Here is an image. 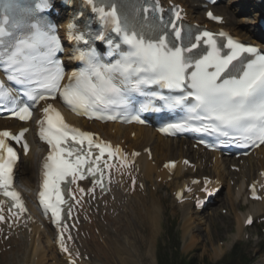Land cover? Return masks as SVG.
I'll return each mask as SVG.
<instances>
[{
    "label": "snow or ice",
    "instance_id": "snow-or-ice-1",
    "mask_svg": "<svg viewBox=\"0 0 264 264\" xmlns=\"http://www.w3.org/2000/svg\"><path fill=\"white\" fill-rule=\"evenodd\" d=\"M14 2L7 0L3 19L5 26H0V67L6 71L9 81L26 86L25 94L33 105L55 100L59 92L73 111L93 118L97 109L124 103L126 91L145 95L143 86L155 84L178 93L158 97L166 106L187 110L182 122L169 124L162 131L184 130L196 121V131L239 141L245 146L264 145V53L257 48L244 45L222 31L218 34L203 31L183 43L180 28L172 24L176 40L181 41L177 45L169 40L167 31L147 36L122 24L114 5L109 11L97 7L101 17L109 19L115 30L123 34L128 51L114 64H101L98 58L90 55L88 67L74 73L69 83L61 88L63 69L55 59L60 46L50 27L37 22L30 26L29 34L5 39L12 35L7 27L10 19L7 11ZM88 3L95 7L94 0H88ZM47 4L48 0H41L35 7L43 8ZM208 16L219 21L211 12ZM176 18L180 19L179 11ZM13 26L19 27V24L14 23ZM202 45L205 46L203 51H198ZM245 54L249 58L242 59ZM10 97L11 89L0 83V99ZM43 113L44 117L39 121V137L51 151L42 167L39 197L40 204L46 212L51 211L59 225L61 206L66 203L65 192L70 193L67 186L89 176L93 186H102L105 170L114 166L111 163L113 158L119 157L122 163L124 158L120 148L113 149L91 133L70 127L52 104L44 107ZM13 114L20 120H28L32 116L29 105H18ZM96 118L104 117L97 115ZM134 119L139 121L138 116ZM26 131L24 129L19 134L0 131V195L9 198L13 202L11 207L19 212L24 211L23 202L12 189L17 152L9 141L20 143ZM22 146L28 150L27 143ZM62 185H65L64 189ZM79 191L83 193L84 189ZM3 219L0 215V221Z\"/></svg>",
    "mask_w": 264,
    "mask_h": 264
},
{
    "label": "bare ground",
    "instance_id": "bare-ground-1",
    "mask_svg": "<svg viewBox=\"0 0 264 264\" xmlns=\"http://www.w3.org/2000/svg\"><path fill=\"white\" fill-rule=\"evenodd\" d=\"M191 1L192 0H177V3L187 5V7L189 8L187 11V18L189 20H192L191 22H197V20H199L200 22L203 23L204 16H203V12H201L200 6L198 4L195 7L191 6L192 3H196V2H191ZM237 1L244 3V4L245 3L247 4L249 2V0H228L226 1V6L228 10H224L218 5L214 8V11L218 16L223 17V20L225 21L224 28L228 30L229 32H231L234 36L240 37L251 43H258L262 45L263 38L262 37L258 38L255 35V33H252V29L242 28L241 24L239 23L237 24L235 22L234 14H233L234 12L232 11L229 12L230 9H233V8H234V11H237V8L234 7V3ZM244 9L245 8H241V13L245 11ZM252 9H253L252 10L253 22L251 21L250 23L251 25L255 24V22L257 21V17H258L257 14L259 13L257 6L253 5ZM69 119L70 121L79 123L80 126L82 127L84 126L85 128H88L95 133H99L109 139L111 137H107V131L110 132L111 130H113L116 134V138L118 136H121L119 137L120 138L119 140H123L124 145H126L127 148L134 149L135 151L141 152L140 156L136 159V167H138L139 169L138 178L139 180L143 182L145 188H146V183L153 184L154 182H158L159 178H160V181L162 182L168 179V176H166L165 173L160 171V165L162 164V162L164 161L178 162L184 159V157L181 156L182 154L180 151V148L182 147L181 142H175L172 140L160 138L150 129L140 128V127L125 128V127L116 126V125L100 126L97 124L89 126L85 122L79 121L71 116L69 117ZM6 126L7 124H5L4 122H0V128L6 127ZM131 133H133V137L135 140L134 142H131V140L133 139H128V136ZM114 142H117V141H114ZM173 143H174L175 148L173 147ZM34 149L36 150V146H34L33 151L28 156L27 161L25 163H21V166H19L18 177H17L19 184L23 187L25 194L27 195L28 198L30 197L28 193L34 187L35 179H36L35 171L37 170V165H35V163L33 162H34L35 157L39 156V153L34 152ZM146 149H149V152L152 156V160L150 162H148L146 160V156L142 154V152ZM175 150L177 151V154L172 155L173 154L172 152ZM159 155H165L166 158H164L163 156H159ZM209 155L214 156V162L212 164L213 165L212 168H213V171L215 172V175L218 176V178H215V179H217V181H219L221 185H224V182H227L226 201L228 202V206L231 209H234L235 204L237 203L238 204L247 203L250 205V208L247 212L242 213L238 216L239 226H237V230H242L243 227H242L241 221L243 222L247 215H253L254 217H257L259 214H262L264 212V202L251 203L247 201L246 188H247L248 183L245 182V179L251 181L257 178L259 171L260 172L264 171V161L260 165L259 169L258 167L256 168L249 167V169H246L243 171L240 169H243L245 166H242V168L240 166H237L239 167V173L241 172L243 173H241L242 176L239 179L238 184H237V181L233 184L234 190L232 192L230 188V182L234 180L235 175L231 173V171L229 170V166L234 165L235 162L231 159L218 160L217 157L213 154H204L203 156L207 157ZM160 157L163 159V161L162 159H160ZM249 158L253 160V155L252 157H249ZM209 159L211 158L209 157ZM248 159H246L244 162L250 163V160ZM187 160L190 163L194 162L196 168L199 169V171L201 170L203 172H206L207 169L205 168V165L204 167H202L203 166L202 160L200 159L193 160L192 158L191 159L187 158ZM254 169L256 172L255 175H253ZM186 172L183 170V166L179 164L174 172V175H172V182L175 183L176 185L177 182L182 180ZM207 172L208 173L211 172V168H209V171ZM147 178H150L151 182L146 180ZM169 185L170 184H168V186ZM145 190L146 189H144V191ZM150 194H146L147 197L145 198L141 194V192H135L132 195L128 196V195L123 194L122 191L120 190H114L113 195H109L100 200L99 205L101 206V208L98 210V215L100 217L94 218L95 220H97L94 222V225L93 224H91L90 226L84 225L82 228V232L87 233L86 239H82L79 237V240L76 241V244L79 247V249L82 251L85 250L86 256L89 257V254H93V256L95 257V258H93V256L92 258L89 257V261L84 262L85 264H99V263L104 264L103 260L105 261V264H109L110 262L107 260L108 259L107 251H112L115 254H119V251L117 249H120V248L117 245H114L113 243L108 244V242L105 240H104V245H101L99 237L98 238L95 237V230H98L100 235L103 234L104 232H107L111 235V237L113 235L112 233L113 230H115V232L117 230H119L120 232H123L121 228L127 222L128 212L134 211L135 209H138L140 212H143V213H138L137 216L135 217V220L137 221V223L140 224L138 228H141L142 226L146 227L147 228L146 233L148 234L147 240L143 238L144 235H140L139 240L140 241L141 239L143 240L141 241V243L142 245L144 243V246L147 249L151 247V241H153L156 235V232L158 231L159 218L157 219L154 225L153 223H151L150 217H152L153 215L157 213L159 205L156 203V201H154V195L153 194L150 195ZM135 196L138 198H133ZM142 197L143 199H145L143 202H141ZM127 199H129L130 201L129 202L125 201ZM233 199L235 201H238L234 205L232 204ZM110 209L112 210L111 213L116 214V215L119 214L116 220L111 219V216L109 213ZM187 210H189V206L183 205L182 206V216L184 218H188ZM102 212H105L103 216H102ZM198 221L201 222L202 219H200L199 217ZM41 226H43V228ZM151 226L153 227L151 228ZM186 228L189 229V226H186ZM114 237H115V234L113 238ZM43 243L45 244L48 252L44 250L43 245H42ZM103 246H106L107 249ZM6 247H8V250H3ZM124 247L125 246H122V248ZM123 250H126V248H124ZM133 251L136 252L137 251L136 248ZM125 252L126 251H124L123 254H125ZM52 258L55 259L54 263L50 262V261H53ZM0 260L4 261L5 264H65L64 262H62L60 258H58L55 252V249L52 245V242H51V234L47 226H45L43 222L33 223L32 225H29L27 228H24V229L18 228L17 231L11 233L8 240L4 241L0 245ZM132 260H133L132 255L127 254L125 258L122 257L119 259V263L120 264H130Z\"/></svg>",
    "mask_w": 264,
    "mask_h": 264
},
{
    "label": "rangeland",
    "instance_id": "rangeland-1",
    "mask_svg": "<svg viewBox=\"0 0 264 264\" xmlns=\"http://www.w3.org/2000/svg\"><path fill=\"white\" fill-rule=\"evenodd\" d=\"M226 1H228V0H223V2L221 3V5L219 7L223 8L224 10H228L227 6H226ZM241 5L244 6V3H241L239 1L235 2L234 7L237 8V11H234V8H233V9H230L229 12H231V11L234 12L233 13L234 14V20L237 24L238 23L241 24L243 26V28L249 27L248 25H251L250 23H251V18H252V15L250 18V12H252L253 9L250 10V9L242 6L243 8H245L244 12L248 11V13L241 15V8H242ZM247 6H249V5L247 4ZM252 6L253 5H251V8H252ZM252 14H253V12H252ZM249 28H251V27H249ZM107 137H109V136H107ZM134 141H135L134 139L131 140V142H134ZM172 153H173L172 155H175V154H177V151L175 150ZM159 156H163L164 158H166L165 155H159ZM160 159H162V158L160 157ZM248 160L251 161L250 158ZM162 161H163V159H162ZM241 173H243V172H241ZM241 173H239L240 178L242 176ZM255 173L256 172L254 169V174ZM245 175H247V174H245ZM146 180L151 182L150 178H147ZM153 185H154V183L151 184V186H153ZM156 186H158V185H156ZM145 189H147V187ZM147 194H150V193L148 192ZM150 195H152V194H150ZM146 197L147 196H145V198ZM133 198H138V197L135 196ZM144 200L145 199H143V197H142L141 202H143ZM237 202L238 201H235L234 199L232 200L233 205ZM170 204H171V200L169 197H167L163 203V206H166V210L162 211V217L164 219H165V217H171V219L176 223V226H177L179 216H178L177 212L173 215L172 214L169 215L170 211H171ZM221 208L222 209H228L229 208L227 203H226L224 196L219 199V202L217 205H215L213 208L209 209L207 212H205V214L203 216H201L203 218V220H202L203 223H201V225L199 226V231L194 232L195 234H193L191 232H189L188 234H185L184 231H182L180 229L181 227L177 229V231H178L177 237L179 239V243L181 246L180 252L182 253V255H187L188 257L195 258L196 264H204L205 260H207L208 262H211V263L216 262L218 255H219V251H220L217 244L219 242L225 241V239H224L225 236H228V234L235 232L236 224H235L234 214L231 212V214L227 213V215L222 216V215H220V209ZM157 219H158L157 213L155 215H153L152 217H150V221L154 225H155ZM184 224H187V222H185ZM160 225H163L162 218H161ZM238 226H239V223H238ZM251 233H254V232H251ZM141 234H145V231H142ZM163 234H164L163 226H160V228L158 229L157 235H155V237L153 239V242L151 244V248L149 249V251L144 246V243L142 246H140L141 243L135 242V248L137 251L136 252L133 251L132 254L135 256V259H134V261L132 260V262L130 264H155V260H154L155 259V255H154L155 247H156V244L158 242H163ZM139 242H140V240H139ZM244 246L247 248L248 253H250V256L253 259H259L261 256L264 255V247H262V245H260V244H254L252 242H249V243L244 244ZM54 260L55 259H53V261ZM0 264H5V262L0 260Z\"/></svg>",
    "mask_w": 264,
    "mask_h": 264
}]
</instances>
